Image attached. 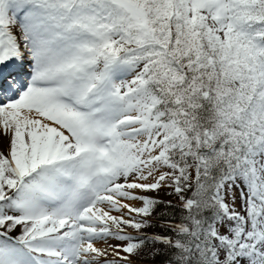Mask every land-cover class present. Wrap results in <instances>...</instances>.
Masks as SVG:
<instances>
[{
	"label": "snow or ice",
	"instance_id": "6c2138e0",
	"mask_svg": "<svg viewBox=\"0 0 264 264\" xmlns=\"http://www.w3.org/2000/svg\"><path fill=\"white\" fill-rule=\"evenodd\" d=\"M0 264H264V0H0Z\"/></svg>",
	"mask_w": 264,
	"mask_h": 264
}]
</instances>
